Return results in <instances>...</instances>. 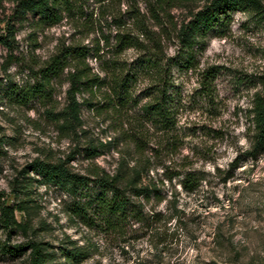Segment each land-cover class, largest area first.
Instances as JSON below:
<instances>
[{"label": "rangeland", "instance_id": "rangeland-1", "mask_svg": "<svg viewBox=\"0 0 264 264\" xmlns=\"http://www.w3.org/2000/svg\"><path fill=\"white\" fill-rule=\"evenodd\" d=\"M208 1L76 0L81 9L76 15L47 27L30 16L19 18L16 0H0V39L8 36V27L13 30L10 49L0 44V204L12 208L21 223L8 236L0 229V264H28L32 242L41 243L59 264L72 247L88 253L77 264H264V154L230 166L250 148L248 111L264 85V0H257L261 15L232 11L228 30L223 37L208 36L195 69H172L168 92L177 122L166 137L143 114L148 101L143 73L122 104L109 85L76 95L78 122L64 124L60 117L75 64L45 86L43 98H19L40 81L39 71L50 59L71 46L98 44L101 58L89 56L85 63L102 79L112 60L138 67L140 52L113 55L119 31L113 17L127 22L138 13L148 36L161 39L163 55L174 56L175 29ZM158 7L165 10L159 13L163 28L149 12ZM132 24L125 29L135 32ZM143 43L151 46L147 39ZM207 68L213 76L208 92L200 85ZM99 144L105 145L100 155L89 158L87 147ZM36 160L63 163L90 179L102 171L115 175L122 166L126 180L134 167H144L141 183L158 194L138 201L154 219L145 225L130 219L122 232H110L94 212L90 221L74 216L72 206L95 195L97 187L91 183L84 195L71 196L65 186L26 173Z\"/></svg>", "mask_w": 264, "mask_h": 264}, {"label": "trees", "instance_id": "trees-1", "mask_svg": "<svg viewBox=\"0 0 264 264\" xmlns=\"http://www.w3.org/2000/svg\"><path fill=\"white\" fill-rule=\"evenodd\" d=\"M76 0H16L15 13L21 19L30 18L38 26L52 27L59 24L64 18L76 15L81 9L76 5ZM263 7L257 0H209L201 8L190 13L189 19L181 23L176 31L178 48L174 56L166 57L161 49V39L156 40L149 37L147 27L138 13H131L127 22L132 21L136 28L135 32L128 27L127 22L121 18L113 17V22L119 30L114 36L113 55L118 56L126 50H135L144 54L138 67L133 64H121L112 60L108 69L107 78H99L91 73V69L85 63L87 58L98 60L101 58L98 44L95 47L71 46L62 49L53 56L48 64L39 71L40 81L31 88L23 91L19 97L24 102L34 98H43L45 86L51 80L60 78L64 69L75 64L73 72L67 75L69 88L66 91L68 106L61 118L64 124L78 122L80 104L76 95L83 91L99 89L109 85V89L122 103L127 102L130 85L137 82V75L143 73L147 76V104L143 106V114L147 118V124L157 129L161 138L170 135L176 128V112L173 107L169 89L172 82V69L185 68L195 69L196 56L205 47L209 35L215 34L223 37L228 30L231 12L234 10L253 11L255 15H261ZM165 10L161 7L150 8L151 19L157 26L162 27L159 13ZM8 36L0 39V44L10 49L9 42L13 40L12 27H8ZM149 38V39H148ZM151 42V46L145 45L143 41ZM108 44V41H105ZM212 68H207L201 73L200 85L206 92L213 82L210 73ZM250 123L252 127V140L250 148L236 157L231 163V168H237L242 158H248L256 162L258 157L264 154V85L260 91L254 93L251 107L249 109ZM105 145L89 146L86 151L89 158L100 155V149ZM150 160L147 159V174ZM28 173H34L49 183L65 186L71 196L84 195L83 191L89 188V184L97 187L95 195L86 194L85 201L79 200L72 206V214L82 220L90 221V214L94 212L102 217V223L107 231L122 232L127 221L130 219L137 223H149L154 215H146L143 207L138 201L140 198L149 199L150 196L158 194L154 186L141 183L144 167H134L131 175L126 180L122 176V166L115 175L109 176L102 171L100 174L93 173L88 176L73 173L63 163H48L44 161H33L27 167ZM190 180L187 179V183ZM19 211H24L22 207ZM146 224V226H147ZM0 229L8 234L21 229V223L14 217V210L0 204ZM29 251L28 264H59L54 262L53 255L42 248L41 243L32 242L27 245ZM7 253H10L8 250ZM64 263L77 264L87 258L88 253L72 247L65 249Z\"/></svg>", "mask_w": 264, "mask_h": 264}]
</instances>
